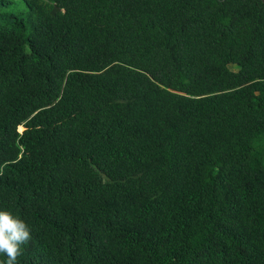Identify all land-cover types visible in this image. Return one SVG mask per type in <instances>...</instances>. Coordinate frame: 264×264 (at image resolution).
<instances>
[{
	"label": "trees",
	"instance_id": "1",
	"mask_svg": "<svg viewBox=\"0 0 264 264\" xmlns=\"http://www.w3.org/2000/svg\"><path fill=\"white\" fill-rule=\"evenodd\" d=\"M0 210L17 264H264V0H0Z\"/></svg>",
	"mask_w": 264,
	"mask_h": 264
},
{
	"label": "clouds",
	"instance_id": "2",
	"mask_svg": "<svg viewBox=\"0 0 264 264\" xmlns=\"http://www.w3.org/2000/svg\"><path fill=\"white\" fill-rule=\"evenodd\" d=\"M22 131L24 128L21 126ZM29 224L9 210H0V254L6 256V264H17L22 246L32 238Z\"/></svg>",
	"mask_w": 264,
	"mask_h": 264
},
{
	"label": "rangeland",
	"instance_id": "3",
	"mask_svg": "<svg viewBox=\"0 0 264 264\" xmlns=\"http://www.w3.org/2000/svg\"><path fill=\"white\" fill-rule=\"evenodd\" d=\"M229 66H230V68L235 69V66L234 65L230 64ZM18 129H19V127H18ZM21 129H19V130H21Z\"/></svg>",
	"mask_w": 264,
	"mask_h": 264
}]
</instances>
